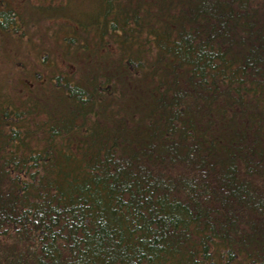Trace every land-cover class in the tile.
Returning <instances> with one entry per match:
<instances>
[{
	"label": "trees",
	"instance_id": "trees-1",
	"mask_svg": "<svg viewBox=\"0 0 264 264\" xmlns=\"http://www.w3.org/2000/svg\"><path fill=\"white\" fill-rule=\"evenodd\" d=\"M65 10L0 78V264H264V0Z\"/></svg>",
	"mask_w": 264,
	"mask_h": 264
},
{
	"label": "rangeland",
	"instance_id": "rangeland-1",
	"mask_svg": "<svg viewBox=\"0 0 264 264\" xmlns=\"http://www.w3.org/2000/svg\"><path fill=\"white\" fill-rule=\"evenodd\" d=\"M16 3V0H11ZM19 1V0H18ZM21 10L23 12L22 31L16 36L13 32L10 35L4 33V36L0 37V57L4 58L5 63V75L0 76L1 79L13 78L12 71L20 72L22 77H25L28 73L36 71H48L49 66L53 62L60 61V57L56 54L60 51L61 37H57V30L63 29V25L66 24L61 18L55 19L53 12L55 7L61 14H66L69 10H65L66 5H69L70 0H20ZM43 11V16H39V12ZM46 8L48 12L45 15ZM53 14V15H52ZM46 20H39V18H45ZM50 18V19H49ZM58 20V21H56ZM50 53V55H49ZM54 57V58H52ZM16 63L15 68L12 64ZM20 64V65H18ZM25 64L26 69L21 65ZM34 71L32 70L33 65ZM11 72V75L9 74ZM8 72V73H7ZM31 73L27 77V81H23V84H29ZM1 74V73H0Z\"/></svg>",
	"mask_w": 264,
	"mask_h": 264
},
{
	"label": "flooded vegetation",
	"instance_id": "flooded-vegetation-1",
	"mask_svg": "<svg viewBox=\"0 0 264 264\" xmlns=\"http://www.w3.org/2000/svg\"><path fill=\"white\" fill-rule=\"evenodd\" d=\"M21 1L16 0V3L11 0H0V37L4 33H15L16 36L22 31L23 27V12L21 10Z\"/></svg>",
	"mask_w": 264,
	"mask_h": 264
}]
</instances>
